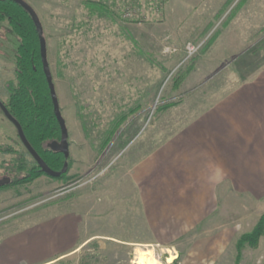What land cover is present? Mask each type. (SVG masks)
Masks as SVG:
<instances>
[{
  "label": "rangeland",
  "instance_id": "rangeland-1",
  "mask_svg": "<svg viewBox=\"0 0 264 264\" xmlns=\"http://www.w3.org/2000/svg\"><path fill=\"white\" fill-rule=\"evenodd\" d=\"M26 1L43 25L70 159L65 178L15 182L22 174L12 172L14 182L0 180V264L54 257L89 234L88 243L46 264H235L228 233L226 243H210L221 231L213 227L224 220L220 209L201 219L195 207L175 211L174 200L189 201L200 181L192 179V159L162 149L173 141L182 149L204 112L264 75V3L99 0L107 9L98 13L88 0ZM252 8L259 14L243 12ZM17 44L0 21L2 103ZM17 151L31 166L0 110V179ZM244 256L243 264L258 263Z\"/></svg>",
  "mask_w": 264,
  "mask_h": 264
},
{
  "label": "crops",
  "instance_id": "crops-1",
  "mask_svg": "<svg viewBox=\"0 0 264 264\" xmlns=\"http://www.w3.org/2000/svg\"><path fill=\"white\" fill-rule=\"evenodd\" d=\"M255 1L257 5L264 3L263 0ZM245 11L259 14V10L254 8ZM198 126L199 129L195 128L185 137L186 143L182 149L173 147L174 141L162 149L164 156L192 159L195 165L192 179L200 181V189L193 193L189 201L180 203L173 199L179 204L175 211L195 207L196 212H191L198 213L201 219L214 208L220 209L219 214L224 220L220 219L221 225L213 227H220L224 232L214 233L210 243L215 247L226 243L228 233L233 238L229 239V245H235V262L238 238L250 231L259 216L264 214V75L241 83L234 92L225 95L224 99L201 115ZM176 197L179 198V195ZM218 197H223L221 203H218ZM234 197L238 198L235 203L232 200ZM248 212L252 213L248 215ZM245 215H248L247 218ZM244 219L248 220L247 224ZM234 226L238 227L236 235L233 234ZM94 236L77 237L67 249L54 257H44L43 260L27 264H46L60 256L63 258ZM245 250L246 255H255L256 263L259 264L264 259V233L259 237L256 247L246 245L242 248L240 264H243ZM214 260L218 258L214 257Z\"/></svg>",
  "mask_w": 264,
  "mask_h": 264
},
{
  "label": "trees",
  "instance_id": "trees-1",
  "mask_svg": "<svg viewBox=\"0 0 264 264\" xmlns=\"http://www.w3.org/2000/svg\"><path fill=\"white\" fill-rule=\"evenodd\" d=\"M87 4L99 10L98 13L102 9H107L99 0H88ZM0 21L6 22L18 38L14 51V79L9 83L8 99L3 104L19 122L27 140L46 164L54 170H60L65 161L69 166L70 155L65 156L61 151L53 150L48 146L50 141L59 139L60 127L53 112L39 54V39L33 20L29 12L20 4L13 0H0ZM114 131L113 128L108 131L101 147L106 145ZM16 154L11 164L4 167L8 175L12 172H14L13 175L22 174L20 178L15 179V182L17 180L31 181L41 174H46L35 160L29 166L24 152L17 151ZM65 176L66 171L54 177L65 178ZM9 177L10 182H14L12 176L9 175ZM263 233L264 214H261L252 230L243 233L238 238L235 264H240V250L243 244L247 243L251 247H256Z\"/></svg>",
  "mask_w": 264,
  "mask_h": 264
},
{
  "label": "water",
  "instance_id": "water-1",
  "mask_svg": "<svg viewBox=\"0 0 264 264\" xmlns=\"http://www.w3.org/2000/svg\"><path fill=\"white\" fill-rule=\"evenodd\" d=\"M14 2L20 4L23 8H25L35 25L38 39H39V54L41 59V64L43 68V72L45 74V78L47 81V85L49 88V94L51 97L53 112L57 119V122L60 127V136L59 139L52 140L48 143V146L56 151H61L65 156L69 155V141H68V128L65 122V119L62 115L60 104L58 100V96L55 89V84L53 81L52 72L49 66L48 56H47V46H46V38L43 35V25L40 20V17L34 7L26 0H13ZM0 108L3 114L9 119L12 124L15 126L17 135L21 141V143L26 148L27 152L31 155V157L36 161L37 165L48 175L50 176H59L61 173L67 171L68 163L65 161L60 170H54L50 168L46 162L42 159V157L36 152V150L32 147V145L27 140L19 122L9 113L6 106L0 101ZM8 179H10L8 177ZM6 180L7 182L9 180Z\"/></svg>",
  "mask_w": 264,
  "mask_h": 264
},
{
  "label": "flooded vegetation",
  "instance_id": "flooded-vegetation-1",
  "mask_svg": "<svg viewBox=\"0 0 264 264\" xmlns=\"http://www.w3.org/2000/svg\"><path fill=\"white\" fill-rule=\"evenodd\" d=\"M8 177H9V175H5V176H1V179L0 180H7L8 179ZM10 178V177H9ZM9 181H11V178L10 179H8ZM8 181V182H9Z\"/></svg>",
  "mask_w": 264,
  "mask_h": 264
},
{
  "label": "built area",
  "instance_id": "built-area-1",
  "mask_svg": "<svg viewBox=\"0 0 264 264\" xmlns=\"http://www.w3.org/2000/svg\"><path fill=\"white\" fill-rule=\"evenodd\" d=\"M192 46H188L189 49H191Z\"/></svg>",
  "mask_w": 264,
  "mask_h": 264
}]
</instances>
